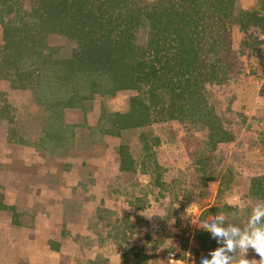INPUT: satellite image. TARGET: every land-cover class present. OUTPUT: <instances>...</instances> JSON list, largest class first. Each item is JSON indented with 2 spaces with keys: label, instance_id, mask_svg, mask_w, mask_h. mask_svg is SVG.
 I'll list each match as a JSON object with an SVG mask.
<instances>
[{
  "label": "rangeland",
  "instance_id": "obj_1",
  "mask_svg": "<svg viewBox=\"0 0 264 264\" xmlns=\"http://www.w3.org/2000/svg\"><path fill=\"white\" fill-rule=\"evenodd\" d=\"M2 7L0 66L2 22L23 29L28 21L35 23L31 14L37 9L31 0H17L8 15ZM240 11L264 13V0H237L234 15ZM37 22L39 62L29 58L12 81L0 79V206L5 207L0 210V264H168L170 252L174 264H199L207 252L196 241L200 230L184 215L187 206L195 202L199 221L210 213L230 214L227 227L246 224L260 199L253 185L264 179V30L250 27L245 34L231 26L222 56L225 75L206 86L217 118L213 125L232 141L215 144L208 130L175 120L121 130L120 137L108 134L107 115H128L139 95L123 90L96 93L80 107L64 110L66 145L45 152L29 144L40 146L50 129L48 113L38 104L39 93L36 98L19 81L23 74L28 82L40 79L45 101L60 97L66 87L56 79L66 69L54 75L52 64L71 59L77 45ZM142 33H136L140 45L149 38ZM245 40L255 49L243 46ZM54 136L47 140L53 147L58 146ZM142 137L150 150L143 149ZM123 146L132 159L129 172H120ZM246 258L259 259L252 251Z\"/></svg>",
  "mask_w": 264,
  "mask_h": 264
},
{
  "label": "trees",
  "instance_id": "obj_2",
  "mask_svg": "<svg viewBox=\"0 0 264 264\" xmlns=\"http://www.w3.org/2000/svg\"><path fill=\"white\" fill-rule=\"evenodd\" d=\"M16 1L0 0L2 11L12 14ZM31 1L37 6L36 12L31 14L35 23L28 21L19 29L2 22L5 46L0 79L12 81L13 73L25 71L29 58L32 63L39 62L43 54L33 32L37 31V20L46 23L48 28L54 27L53 33L74 41L77 49L71 59L52 64L54 75L66 69L56 79L60 88L66 87L58 98L45 101L40 96V91L44 90L40 79L28 82L24 74L19 76L21 87L33 89L36 98L39 93L38 104L50 120L46 124L50 129L39 140L40 146L37 143L29 146L45 152L61 148L62 143L66 145L62 135L64 110L80 107L81 102L92 99L96 93L106 96L123 90L144 93L146 97L143 94L133 98V108L128 115L108 114V134L120 137L121 130L175 120L208 130L215 144L232 141L233 136H228L227 131L221 132L224 131L221 126L213 125L217 118L206 100V86L225 75L228 64L222 56L228 51L229 28L238 26L245 34L250 27L264 30V13L240 11L234 15L237 0H178V3L172 0L153 3L144 0ZM141 30L142 34L149 35L143 45L136 43V33ZM245 45H248L246 40L243 41ZM248 47L255 49V46ZM94 71L99 72L97 78L92 76ZM3 117L0 113V119ZM112 128L116 131H110ZM221 134L223 136L217 138ZM52 136L58 146L47 142ZM146 140L142 137L141 141L143 149L148 151ZM125 147H121L119 153L120 172L131 170L132 159ZM263 181V178L255 179L253 185H257L254 194L260 199H264ZM4 208L0 206V210ZM210 235V229L197 232L200 250L208 252L218 246L215 241H209Z\"/></svg>",
  "mask_w": 264,
  "mask_h": 264
},
{
  "label": "clouds",
  "instance_id": "obj_3",
  "mask_svg": "<svg viewBox=\"0 0 264 264\" xmlns=\"http://www.w3.org/2000/svg\"><path fill=\"white\" fill-rule=\"evenodd\" d=\"M195 202L188 205L184 215L190 217V225L198 230L210 229L209 241H215L217 247L210 249L207 255L201 254L199 264H264V199H257L251 206L246 224L229 223L224 226L227 216L223 211L210 213V218L199 221L194 215ZM239 209L236 214L238 215ZM252 251L259 259H248ZM175 253H169L168 264H174ZM210 257V259L208 258Z\"/></svg>",
  "mask_w": 264,
  "mask_h": 264
}]
</instances>
